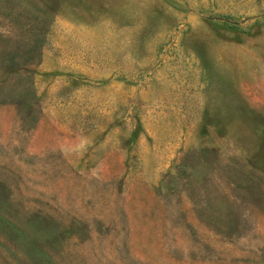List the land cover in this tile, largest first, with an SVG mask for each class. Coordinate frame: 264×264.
<instances>
[{
	"label": "rangeland",
	"instance_id": "374dc122",
	"mask_svg": "<svg viewBox=\"0 0 264 264\" xmlns=\"http://www.w3.org/2000/svg\"><path fill=\"white\" fill-rule=\"evenodd\" d=\"M0 264H264V0H0Z\"/></svg>",
	"mask_w": 264,
	"mask_h": 264
}]
</instances>
